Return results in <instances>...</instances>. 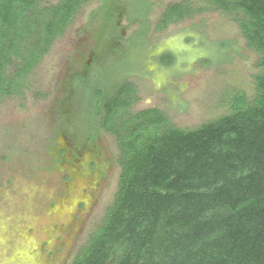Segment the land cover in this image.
<instances>
[{
	"label": "rangeland",
	"instance_id": "374dc122",
	"mask_svg": "<svg viewBox=\"0 0 264 264\" xmlns=\"http://www.w3.org/2000/svg\"><path fill=\"white\" fill-rule=\"evenodd\" d=\"M180 1L92 0L34 69L30 90L0 103V264H70L101 226L120 166L115 137L91 112L97 88L132 82L134 113L158 108L181 128L224 114L227 90L254 95L260 56L221 12L155 30Z\"/></svg>",
	"mask_w": 264,
	"mask_h": 264
},
{
	"label": "trees",
	"instance_id": "16d2710c",
	"mask_svg": "<svg viewBox=\"0 0 264 264\" xmlns=\"http://www.w3.org/2000/svg\"><path fill=\"white\" fill-rule=\"evenodd\" d=\"M45 1L0 0V103L30 90L34 69L92 0ZM216 11L260 56L254 95L227 90L224 114L181 128L158 108L134 113L132 82L97 88L91 112L116 139L120 176L70 264H264V0H181L155 30Z\"/></svg>",
	"mask_w": 264,
	"mask_h": 264
}]
</instances>
